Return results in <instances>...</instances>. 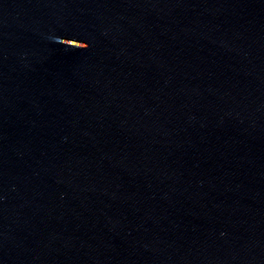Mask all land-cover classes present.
<instances>
[{
    "label": "water",
    "instance_id": "water-1",
    "mask_svg": "<svg viewBox=\"0 0 264 264\" xmlns=\"http://www.w3.org/2000/svg\"><path fill=\"white\" fill-rule=\"evenodd\" d=\"M0 264H264V0H0Z\"/></svg>",
    "mask_w": 264,
    "mask_h": 264
}]
</instances>
